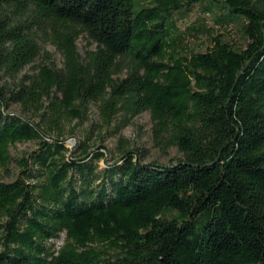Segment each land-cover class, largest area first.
<instances>
[{
  "label": "trees",
  "instance_id": "16d2710c",
  "mask_svg": "<svg viewBox=\"0 0 264 264\" xmlns=\"http://www.w3.org/2000/svg\"><path fill=\"white\" fill-rule=\"evenodd\" d=\"M40 34L62 64L18 76ZM0 75V167L37 145L0 180V264H264V0H0ZM91 103L118 134L103 168L104 138L65 155L62 121ZM143 111L176 162L120 134Z\"/></svg>",
  "mask_w": 264,
  "mask_h": 264
},
{
  "label": "rangeland",
  "instance_id": "374dc122",
  "mask_svg": "<svg viewBox=\"0 0 264 264\" xmlns=\"http://www.w3.org/2000/svg\"><path fill=\"white\" fill-rule=\"evenodd\" d=\"M196 13H192L191 19L195 18ZM189 22V19L187 20ZM236 38V36H235ZM192 46L202 45V41L194 40L191 41ZM38 43L40 45V52L34 58V60L25 65L18 76L22 74H33L37 71V67L41 64L48 63V59L45 53L51 54V60L57 65L62 64L61 53L57 50L55 45L52 43L50 36L48 34H40L38 37ZM95 44L89 43L85 34H80L76 39V48L81 56H84L86 49H94ZM202 48V47H201ZM0 83H3L5 79L4 76H1ZM8 110L20 115L23 118H28L34 122L39 121L37 115L31 112H23L17 104H10ZM119 117V116H117ZM118 119V118H117ZM152 121L150 119L149 113L143 111L140 114L134 116L130 119L129 123L126 124L120 130V134L128 139L129 145L144 153V162L155 161L159 164H169L174 163L181 156V153L177 151L176 147L171 146L165 151H162L159 147L154 144L151 132ZM63 136L64 145L68 149L73 150L67 151L65 153L66 157H70L72 154L79 152V147L77 145L87 136L88 144L91 145V150H95L101 138H104L103 144L106 149L101 148L100 150L105 153V150L108 151L105 153L106 159H101L99 161V168H103L110 163L113 159L117 157V136L118 134H109L108 130H105L100 123V118L97 109V103H91L89 105L88 117L81 123H77L76 120H63ZM50 137H56L55 132H51ZM37 148L36 142L34 140H26L15 142L9 146V153L11 160L6 166V168L0 167V180L10 181L13 180L18 173V166L16 165L15 159L26 155L28 152H31ZM75 148V149H74ZM65 234L61 232L58 237L49 239L48 244L53 245L54 248H58L64 242Z\"/></svg>",
  "mask_w": 264,
  "mask_h": 264
}]
</instances>
